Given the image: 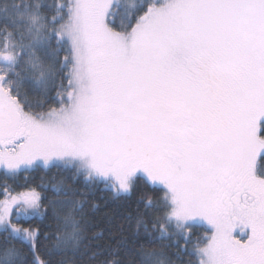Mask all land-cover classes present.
<instances>
[{
  "label": "snow or ice",
  "instance_id": "6c2138e0",
  "mask_svg": "<svg viewBox=\"0 0 264 264\" xmlns=\"http://www.w3.org/2000/svg\"><path fill=\"white\" fill-rule=\"evenodd\" d=\"M41 169L0 264H78L96 189L143 206L103 264H264V0H0V172Z\"/></svg>",
  "mask_w": 264,
  "mask_h": 264
},
{
  "label": "trees",
  "instance_id": "16d2710c",
  "mask_svg": "<svg viewBox=\"0 0 264 264\" xmlns=\"http://www.w3.org/2000/svg\"><path fill=\"white\" fill-rule=\"evenodd\" d=\"M56 175L57 172L55 169L51 172L45 169L36 172L29 170L16 180L9 179L5 181L2 172H0V185L6 182L15 190L13 194L26 191L25 177H27L28 186L35 187L37 191H41V188L37 187V185L40 184V178L44 177L47 181L48 178L55 177ZM80 187L81 190H84L82 185ZM42 194L50 195L49 193L43 192ZM90 200L98 205V211L95 212L94 216L89 217V219L92 220V231L89 234L90 242L85 249L84 255L77 258L78 264H103L104 261L113 258L126 260L129 249H131L132 246L129 243L119 245L122 239L120 232L123 231L124 238H127L131 237L134 229L128 227L123 218L129 215L135 216L137 209L142 212L143 206L136 203L135 196L128 201L113 202L111 193L101 189H96L92 192ZM30 226L39 231L42 244L50 245L52 243L50 239L45 241L44 234L47 233L48 236L51 237L56 228L54 220L51 218L38 219L31 221ZM236 232L240 234L239 229H237ZM207 234H210V230L206 224L194 229L193 242L195 243L197 237H204ZM116 252H118V256L114 255ZM188 259L191 258L185 257V260Z\"/></svg>",
  "mask_w": 264,
  "mask_h": 264
},
{
  "label": "rangeland",
  "instance_id": "374dc122",
  "mask_svg": "<svg viewBox=\"0 0 264 264\" xmlns=\"http://www.w3.org/2000/svg\"><path fill=\"white\" fill-rule=\"evenodd\" d=\"M239 229V228H238ZM241 234V233H240ZM238 238H239V235H238Z\"/></svg>",
  "mask_w": 264,
  "mask_h": 264
}]
</instances>
